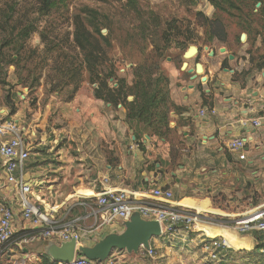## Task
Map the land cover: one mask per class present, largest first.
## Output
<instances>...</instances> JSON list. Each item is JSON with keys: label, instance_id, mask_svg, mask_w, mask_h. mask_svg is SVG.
Returning <instances> with one entry per match:
<instances>
[{"label": "rangeland", "instance_id": "374dc122", "mask_svg": "<svg viewBox=\"0 0 264 264\" xmlns=\"http://www.w3.org/2000/svg\"><path fill=\"white\" fill-rule=\"evenodd\" d=\"M47 1L46 8L45 0H0V117L16 119L27 139L31 131L35 132L31 145L40 142L42 136L45 139L43 145L29 150L31 156L24 163V172H29L30 176L29 179L24 176L30 186L28 200L33 201L34 192L40 199L46 197L47 185L50 181L56 182V168L64 162L60 155L63 151L81 164L70 169V182L75 175L95 176L96 168L92 167L98 162V152L108 157L109 119H123L131 132L140 137L154 132L127 115L128 103L134 99L132 85L138 77L150 76L153 81L161 78L156 83L162 87L165 101L158 109L166 112L169 120L174 108L171 91L188 81L187 69L194 67V59L201 63L200 53L213 50L219 60L235 54L246 61L248 71H256L258 65H264V39L257 44L255 41L256 32L264 35L262 21L258 19L263 15L259 11L261 4L251 6L247 0H229L221 5H217L220 0ZM229 3L239 8H230ZM86 9L97 11L100 33L108 32L106 57L97 67L106 89L116 88L120 80L123 81L124 97L117 102H108L105 94L96 97L95 91L104 89L99 85L101 80L92 82L93 71L86 68V62L80 64L83 53L74 42L73 32L77 19L85 21ZM248 13L252 14L248 16ZM215 19L224 27V42L210 31L207 20ZM104 24H108V31ZM189 46H195L198 52L187 59L188 66L181 70L185 61L183 54ZM220 47H225V54L218 51ZM209 58L217 61L215 56ZM229 64L227 62L230 68ZM110 70L111 76H104ZM8 184L0 166V203L7 201L1 199V192L6 191ZM10 197L16 203L13 212L21 216L18 190L14 189ZM33 202L41 203V200ZM227 219L206 214V222H222L218 224L227 227H222L221 236L210 234L212 228L220 227L203 226L202 231L211 239H223L226 243L230 240L237 247L227 244L225 250H222L224 247L214 249V258L208 251L206 258L196 264H264V230L240 232L238 225L226 223ZM23 227L24 224L14 227V236L0 246V264H18L21 259L24 264H50L49 257L47 263L43 262L42 246L37 242L26 246L17 244ZM194 227L199 225L194 224ZM249 232L256 240L251 248L250 240L241 236ZM161 238L169 241L173 237L164 230L152 241L156 243ZM151 249V254L143 248L138 252L142 264H152L154 246ZM115 253L120 251L114 250L103 264L126 261ZM121 253L126 256V252Z\"/></svg>", "mask_w": 264, "mask_h": 264}, {"label": "crops", "instance_id": "0c3cea01", "mask_svg": "<svg viewBox=\"0 0 264 264\" xmlns=\"http://www.w3.org/2000/svg\"><path fill=\"white\" fill-rule=\"evenodd\" d=\"M262 39L256 36V44ZM209 56L208 51L200 53L205 81L200 80L201 76L189 81L187 72L188 81L173 87L170 99L174 108L163 136L143 133L135 140V133L123 119H109L108 157L98 152V162L92 167L96 168L95 176L75 175L72 182L69 181L70 169L81 164L68 158L64 151L60 153L64 162L56 168V182L46 184L44 199L35 192L31 194L33 201L41 200V203L30 200L51 221L50 227L55 231L51 241L57 243V232L67 227L78 229L79 243L84 245L122 231L121 219L99 224L101 209L96 197L103 192H125L133 202L158 203L199 215L202 220L174 227L171 240L161 238L157 244L152 240L159 237L150 240V247L155 248L152 264H196L208 255L203 245L213 240L202 228L227 227L218 224L222 222H213L216 219L206 222V214L227 217L226 223H235L264 210V67L248 71L246 61L236 55L233 60L227 55L230 68L222 67L226 57L222 55L219 60L214 52L217 61H213ZM190 84L192 87H188ZM211 109L214 113H210ZM201 110L205 111L203 115ZM254 119L260 121L258 127L252 126ZM237 136L246 142L243 160L227 147ZM41 139L35 146L31 145L35 140V132L31 131L27 139L31 145L29 150L43 145L45 139L43 136ZM139 142L143 149L138 146ZM28 174L24 172L29 179ZM8 185L6 191L1 192V199L7 200L15 210L16 203L10 197L14 186ZM154 187L170 189L172 199L167 203L158 202L150 194ZM18 224H24L21 235L30 232L28 224L14 213V227ZM241 236L250 240L249 248L256 242L251 232ZM46 242L40 240L36 244L43 246ZM229 243L234 244L230 240ZM140 249L137 253H126L125 257L121 255L123 251L115 254L126 260L122 264H142Z\"/></svg>", "mask_w": 264, "mask_h": 264}, {"label": "built area", "instance_id": "2783aa9c", "mask_svg": "<svg viewBox=\"0 0 264 264\" xmlns=\"http://www.w3.org/2000/svg\"><path fill=\"white\" fill-rule=\"evenodd\" d=\"M204 110L200 111L203 115ZM214 113V110H210ZM260 121L254 119L253 127H258ZM245 140L240 137L232 138L227 147L230 151L237 154L239 160L245 159L244 147ZM29 156L27 137L18 121L12 118L0 119V166L2 167L5 179L14 186L20 194L21 218L29 226L30 232L20 236L17 244L26 246L40 240H50L55 234L48 216L42 212L40 207L27 199L26 195L30 194V186L24 180V163ZM150 194L158 202L167 203L173 193L168 188L154 187ZM96 202L100 206L101 213L99 218L100 225H106L115 219L127 220L133 211H138L141 217L159 222L162 231L173 232L180 224L189 225L200 220L199 215H192L184 211H178L171 207L162 206L158 203L133 202L130 196L125 192H103L96 197ZM8 202L0 203V246L8 242L16 232L14 229V212ZM240 232L252 230H264V210H259L245 219L235 222ZM57 244L62 241L74 239L76 245L80 244V232L78 229L67 227L57 232ZM227 246L225 240L217 241L213 239L203 245L205 251H210L214 258V249ZM1 252V249H0ZM147 252L151 254L152 249L149 247ZM107 260V259H106ZM105 260V261H106ZM104 261V262H105ZM103 262V263H104ZM88 260L84 256L75 254L69 264H103ZM18 264H24V260L18 261ZM108 264L111 262L108 261Z\"/></svg>", "mask_w": 264, "mask_h": 264}, {"label": "trees", "instance_id": "16d2710c", "mask_svg": "<svg viewBox=\"0 0 264 264\" xmlns=\"http://www.w3.org/2000/svg\"><path fill=\"white\" fill-rule=\"evenodd\" d=\"M247 1H249V5L251 6H254L256 3L261 4L259 11L263 12V15L258 19L262 21L261 23L264 27V0ZM226 2H229V0H220L217 5H221ZM44 4L46 5V8L49 6L47 0H45ZM229 7L239 8L235 7L233 3H229ZM85 12H87L86 19H84L85 21H83V19L81 18L77 19V23L73 32L74 42L83 53V62H80V64L82 65V63L86 62V68L90 69V71H93V73L90 75L92 82L101 80V82H99V85L104 87V91L97 89L95 91L96 97L101 98V96H103L102 94H105L108 98V102H117L120 98L124 97L122 96V91L125 88L123 81L120 80L121 82L117 84L116 88L106 89L107 86L104 82L105 80L100 79L99 70L97 67L102 64L104 57H106L107 48L109 47L108 32L106 35H102L100 33V29L97 27V11L86 9ZM250 14L252 13H248L247 15L250 16ZM207 23L209 25L211 33L216 36L217 40L224 42L225 33L222 23L216 19L212 21L207 20ZM104 27L108 31V24H104ZM93 32L96 33V36L93 35ZM256 34L257 36H262L264 38V35H261L263 34V32H256ZM232 55L235 56V54ZM196 62L197 59H195V63ZM66 67L67 66H65V70H68ZM222 67H228L227 57L222 61ZM263 67L264 65H258L257 69L261 70ZM111 73L112 71L110 70L104 76H107L109 78L111 76ZM160 80L161 78H158L157 80L153 81L150 76H147L144 79L138 77V79L134 81L131 89V92L134 95V99L129 102L127 106L128 118L144 123L147 128L150 127L154 130V132H150L152 134L149 133V135H155L158 137L163 136L169 128V120L167 118L168 114L166 112H160L158 109L159 105L161 103L163 104L165 101V95L162 92V87H160L156 83ZM163 127L165 128V130L162 129ZM134 136L135 140H139V136L136 133L134 134ZM138 146L140 147V149H143V145H141V142L138 143ZM227 244L229 245L230 243L227 242ZM230 246L234 247V244ZM42 258L44 260V263H47V261L49 260L48 257L44 254H42ZM50 264L58 263L52 261Z\"/></svg>", "mask_w": 264, "mask_h": 264}, {"label": "water", "instance_id": "95a60500", "mask_svg": "<svg viewBox=\"0 0 264 264\" xmlns=\"http://www.w3.org/2000/svg\"><path fill=\"white\" fill-rule=\"evenodd\" d=\"M259 5L260 3H257V6ZM242 38H244V35H242ZM204 48L208 50V47ZM191 50L192 52L190 53ZM218 51L226 53L225 47H220ZM197 52L198 49L195 46L188 47L183 54L185 61L181 64V70H184L188 66L187 59L195 56ZM209 55L213 56L214 51L210 50ZM228 59L233 60L234 55L228 54ZM203 71L202 63L196 62L193 68L187 69V72L190 74L189 81L198 79L203 74ZM200 80L205 81V77L201 76ZM188 87H192V84ZM121 226L122 231L106 234L91 245H76L74 239L62 241L59 244L48 240L42 246L43 254L59 264H69L75 254L100 263L104 262L114 250L125 251L130 254L137 253L140 248L148 249L150 247V240L163 234L158 221L145 219L141 217L138 211H133L127 220L121 222Z\"/></svg>", "mask_w": 264, "mask_h": 264}, {"label": "bare ground", "instance_id": "6f19581e", "mask_svg": "<svg viewBox=\"0 0 264 264\" xmlns=\"http://www.w3.org/2000/svg\"><path fill=\"white\" fill-rule=\"evenodd\" d=\"M192 52V50L190 51V53ZM213 230L210 232V234L213 236V235H216V234H219V233H223V230L220 229V228H212Z\"/></svg>", "mask_w": 264, "mask_h": 264}]
</instances>
